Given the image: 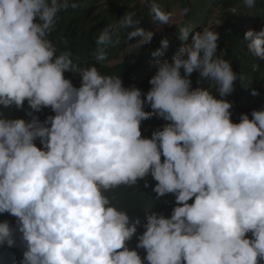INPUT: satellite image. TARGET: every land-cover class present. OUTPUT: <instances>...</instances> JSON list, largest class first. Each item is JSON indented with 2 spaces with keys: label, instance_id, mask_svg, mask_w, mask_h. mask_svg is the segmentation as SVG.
<instances>
[{
  "label": "clouds",
  "instance_id": "obj_1",
  "mask_svg": "<svg viewBox=\"0 0 264 264\" xmlns=\"http://www.w3.org/2000/svg\"><path fill=\"white\" fill-rule=\"evenodd\" d=\"M79 7L76 0H0V214L16 218L15 227L0 222V246L15 247L18 234L20 264L264 262V108L233 122L227 98L243 77L218 54L219 33L182 27L171 62L161 59L169 47L162 39L144 93L120 75L81 67L66 41L58 50L50 36L59 14ZM151 11L158 30L171 25V12L155 2ZM134 17L120 18L119 27L132 29L128 40L136 38L125 51L153 40ZM114 33L112 25L101 29L97 60L107 58ZM244 40L264 61V28ZM66 72L79 75V87ZM25 102L30 120L4 111ZM43 109L54 115L41 122L35 113ZM153 117L166 123L146 138L142 123ZM139 181L155 200L171 194L175 206L170 218L145 211L137 235L141 220L130 218L117 190L136 191Z\"/></svg>",
  "mask_w": 264,
  "mask_h": 264
},
{
  "label": "trees",
  "instance_id": "obj_2",
  "mask_svg": "<svg viewBox=\"0 0 264 264\" xmlns=\"http://www.w3.org/2000/svg\"><path fill=\"white\" fill-rule=\"evenodd\" d=\"M76 0L80 4L77 9H68L59 14L56 29L51 34L50 39L56 44L58 50L64 49V41L73 53L74 62H78L81 67L95 65L103 74L120 75L125 87L136 86L147 93L150 89L149 80L155 73L154 58L151 55L160 47V41L167 38L169 47L166 54L161 59L172 61L183 41L180 39V29L190 26L193 30H201L208 26L212 18H215L218 25L215 31L219 33L218 54L224 55L232 63L233 71L240 74L243 79L237 80L236 90L227 98L233 103L231 109L233 122H239L241 114H248L251 119V112L264 108V61H258L247 49V41L244 34L248 30L260 31L264 28V0H255V6L248 8L244 0ZM155 2L162 10L180 12L181 21L171 25L163 31L156 32L159 25L154 20L151 5ZM185 10H187L185 12ZM126 12H134V19L140 22V27L146 31L154 33L150 44L141 49L133 48L121 58L128 44L136 42V38L128 40L130 28L119 27L120 18ZM115 27L111 43L105 47L107 58L103 61L96 59L97 45L95 40L100 31L105 26ZM163 27V26H162ZM161 27V28H162ZM259 64V70L254 71L253 65ZM65 78L70 79L75 87L80 86L78 74L66 72ZM198 73L191 75L192 87H197ZM203 87H208V82H201ZM252 90L258 92L253 96ZM211 91L216 95L215 88ZM11 118H23L30 120L27 112L30 111L27 102L23 110H4ZM145 111H151L146 106ZM39 120L43 122L47 116L54 115L50 109H43L35 113ZM166 121L153 117L144 121L141 126L142 135L151 138L152 132L157 128H162ZM36 146L40 147L39 140ZM152 187L156 182L151 176L147 177ZM144 181L138 182V188L119 189L117 198L121 204L130 211V218H140L141 226L138 227L137 235L145 230L143 224L146 223L143 213L147 210L156 212L170 218L172 209L175 206V198L171 194L155 200V194L151 187L144 188ZM192 203V201H189ZM7 220L15 227L16 218L9 214H0V222ZM136 236L128 242L130 249L135 248ZM23 247L20 245L17 234V245L9 248L0 246V264H20ZM141 258L146 256L143 249H138ZM146 264V262H145ZM264 264V262H261Z\"/></svg>",
  "mask_w": 264,
  "mask_h": 264
},
{
  "label": "rangeland",
  "instance_id": "obj_3",
  "mask_svg": "<svg viewBox=\"0 0 264 264\" xmlns=\"http://www.w3.org/2000/svg\"><path fill=\"white\" fill-rule=\"evenodd\" d=\"M144 2V0L142 1V3ZM181 21V14H180V12H178V11H175V13H174V15H173V20H172V22H171V25H173V24H175V23H179ZM170 25V26H171ZM217 25H218V23H217V21H216V19L215 18H212L211 19V21H210V23L208 24V27H214V30H215V28L217 27ZM169 25H164L162 28H160L159 30H155L156 32H159V31H163L164 29H167V28H169L170 27ZM132 50V49H131ZM130 50V51H131ZM130 51H124L122 54H121V58L120 59H122V57H124V55L125 54H127L128 52H130Z\"/></svg>",
  "mask_w": 264,
  "mask_h": 264
}]
</instances>
